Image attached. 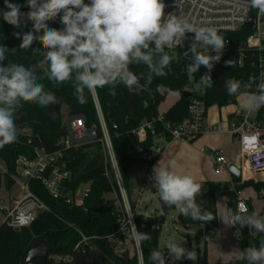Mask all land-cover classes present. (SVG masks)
I'll return each instance as SVG.
<instances>
[{
    "label": "trees",
    "instance_id": "obj_1",
    "mask_svg": "<svg viewBox=\"0 0 264 264\" xmlns=\"http://www.w3.org/2000/svg\"><path fill=\"white\" fill-rule=\"evenodd\" d=\"M9 2L19 4L21 11L30 10L27 6V0H9ZM89 2L90 0H85V3ZM7 10L4 0H0V45L9 50L14 49V51L9 52L3 64L17 63L30 67L38 57H33L30 49H22L19 46L23 34L32 30V22L24 19L20 28L9 25L2 17V13ZM48 24L49 27L58 30L63 28V25L59 23V16L54 21H49ZM13 33H20V38H17ZM250 33V29L242 28L236 33L222 35L224 39L229 37L231 43L226 46L228 53L221 57L225 71L212 70L211 72L213 80L211 88H204L199 84L200 76L207 72V69L201 67L199 72L187 75L186 67L192 61L191 56L186 58L183 53L188 51L192 37L186 41L183 47L166 50L169 54L172 52L178 54V58L171 63L168 75L154 78L153 83L147 88L129 90L123 85H118L115 89V97L109 95L111 86L98 88L93 93L85 90L87 103L81 105L77 102L72 80L60 83L47 77L42 79L40 82L44 85L45 91L54 92L60 103L41 107L35 102H24L23 106L16 112L17 141L0 148V159L6 165V171L0 173V186L4 176L7 189H11L16 184L18 177L16 161L19 156H33L35 149L41 148L47 153L62 152L60 165H64V168L71 172V176L65 184L66 190L75 192L82 185H87L89 191L80 204H67L55 199L40 180L31 179L29 181L31 190L46 203L49 210L40 212L28 228L14 229L7 226L6 222L0 223V264H24L29 249L37 239L47 240L52 246L59 248L57 254L66 255L71 253L75 245L82 240V235L91 238L89 243L92 248L87 246V249L103 255L106 264H140L137 251L134 249L131 252L129 244H125L126 231L132 237L126 214L107 196L108 194H115L119 200H122L116 174L103 142L104 135L100 124L97 101L109 132L128 199L135 211L136 229L139 232L147 233L150 237L149 240L141 244L142 264H152L150 254L152 251H160L159 242L163 225L160 224V216L156 213L146 214L137 211L138 200L133 198L135 190L133 174L136 167L143 168L146 164L153 165L155 163L159 156L149 160L141 156L140 150H150L156 145L157 140L149 134L145 141H140L133 136L132 132L139 128L144 121L152 120L160 114L159 106L171 92L180 94L183 89L189 90L191 79L200 85L203 92L200 94L191 89L192 95L201 97L207 108L214 103L220 107L236 103V96L227 95L225 83L228 79L235 78L248 83L249 77L254 76L259 82V72L255 68L238 64L237 47L246 40ZM32 47L40 48L43 51V45L38 41H35ZM199 50L205 51L202 47ZM205 54L207 53L205 52ZM211 54L214 55V53ZM228 60L233 61V67L225 64V61ZM130 70L137 74L146 73L147 67L143 64H132ZM141 84H143V80H141ZM248 91L254 92L255 86L253 85ZM64 105L68 108V114L85 116L87 127L94 128L97 133V137L93 141L70 149L63 150L61 148L60 141L67 133L62 115ZM188 107L189 103L186 99L180 97L163 113L165 120L173 125L181 123L188 116ZM258 118L264 119V107L258 110ZM156 129L158 134L162 133L159 125L156 126ZM200 136L201 134L190 141H194ZM165 139L172 140L168 133H165ZM206 185L208 190L202 192L200 196L198 195L196 202L201 206L202 211L211 213L216 219L203 224L201 221H193L191 218L183 216L179 210L177 214V221L184 227L199 226L195 231L198 246L202 241L206 244L208 240L215 238L219 232L217 209V194L219 192L226 193L230 199L234 198V203L231 204L234 210H236L235 191H243L245 188L252 187L259 195L262 194L264 200V181L256 182L250 179L241 183L238 180L234 182V189L217 182H206ZM160 202L163 204L161 200ZM247 202L248 213L250 214L254 212L251 199L249 198ZM162 211L163 206L159 209V212ZM258 213L264 216V204ZM121 225L125 226L126 235L121 236L122 244L116 247L114 244H110L108 240ZM261 240H264V233H258L255 230H252L249 235H240L241 251L249 247L250 244L259 247ZM55 255L49 254L46 264H74L57 261L54 258ZM181 261L185 264L192 263L186 257L177 260L178 263ZM204 264H247V261L243 257L216 263H210L205 259Z\"/></svg>",
    "mask_w": 264,
    "mask_h": 264
},
{
    "label": "clouds",
    "instance_id": "obj_2",
    "mask_svg": "<svg viewBox=\"0 0 264 264\" xmlns=\"http://www.w3.org/2000/svg\"><path fill=\"white\" fill-rule=\"evenodd\" d=\"M4 3L8 10L2 17L9 25L20 28L25 17L32 22L33 28L23 34L19 48L30 49L32 56L38 59L30 67L17 63L4 65L14 49L0 45V148L17 141L15 114L24 102H35L41 107L60 103L54 92L45 91L40 82L45 77L60 83L72 80L81 105L87 103L85 90L93 93L98 88L111 86L109 95L115 97L118 85L129 90L147 88L154 78L168 75L172 61L178 58L176 52L169 54L166 49L192 33L188 51L183 53L186 58L191 56L192 61L186 67L187 75L199 72L201 67L207 69L200 76L199 84L211 88L214 62L221 60L226 46L217 29L197 27L173 13L166 15L164 0H90L89 3L85 0H27L30 11L26 14L21 12L19 4L9 0ZM250 5L264 14V0H250ZM58 16L63 28L49 27L48 22ZM13 35L20 38V33ZM35 41L43 45V51L32 47ZM201 47L205 51H200ZM132 64L145 65L147 72H133ZM225 64L233 67L232 60ZM253 85L255 91H248ZM225 88L227 95L236 96L246 111L264 107V73L259 82L254 76L249 77L248 83L228 79ZM176 167V161L169 160L163 164L159 161L153 168L150 179L155 181L153 186L163 204L175 206L183 216L203 224L216 219L202 211L196 202V197L202 194V185L193 176L177 172ZM220 219L225 226H247L264 233V216L258 212L249 214L244 204L239 205L238 211L225 210ZM132 236L138 245L150 239L147 233L137 231L134 224ZM167 249L169 257L176 260L185 257L196 260L193 251L186 250L175 240L167 242ZM238 254L247 264H264V240L259 247L250 244ZM150 260L152 264H165L160 251H152Z\"/></svg>",
    "mask_w": 264,
    "mask_h": 264
},
{
    "label": "built area",
    "instance_id": "obj_3",
    "mask_svg": "<svg viewBox=\"0 0 264 264\" xmlns=\"http://www.w3.org/2000/svg\"><path fill=\"white\" fill-rule=\"evenodd\" d=\"M164 3L166 5V15L169 13L176 14L197 27H213L217 29L218 34L221 36L223 34L236 33L242 28L250 29L251 33L246 40L237 47L239 53L238 64L255 68L259 72V78L264 73V14H260L257 9L252 8L250 0H164ZM251 16H253V26L249 28L247 27V22ZM187 35V39L175 43L172 48L166 50L183 47L186 41L194 36L192 33ZM225 41L226 46L230 45L231 39L229 37L225 38ZM226 46L223 55L228 53ZM207 51H210V49ZM229 58H231V55H229ZM188 91L191 92V89ZM200 94H203V92L201 91ZM97 109L104 135L103 142L116 174L126 210L127 223L130 226L132 235L133 224L135 225V211L128 199L98 101ZM206 115L207 107L205 101L199 96L191 95L188 116L181 123L173 125L167 122L163 113H160L152 120L144 121L139 128L132 132L133 136L140 141H145L148 135L151 134L156 138L157 143L148 151L140 150L141 156L149 160L159 156L163 152L159 141L165 139V133L170 134L172 140L182 139L190 141L196 138L206 130L204 123ZM64 124L67 133L60 141L63 150L91 142L97 137L96 130L87 127L86 118L82 114L67 115ZM157 125L161 128L162 133L160 134L157 132ZM228 125L230 133L237 137L240 145V167L242 171L240 182L244 183L253 178L252 173L257 174L264 171V119L258 118V110H236L231 114ZM215 129L216 127L212 128V130ZM61 156L62 152L47 153L41 148L35 149L33 156H19L16 161L18 173L16 182L20 179L21 190L24 194L13 201L12 204H7L3 200L0 202V210L4 212V222H6L7 226L14 229L28 228L33 224L40 212L49 210L46 203L31 190L29 184L31 179L40 180L55 199L64 201L67 204H80L82 202L89 191L88 186L83 190L80 200L76 197V192L79 188L75 192L66 190L65 184L69 180L71 172L66 170L64 165H60ZM212 156L216 174H220L224 169L228 168L229 162L225 155L218 151H213ZM143 168L146 171V177L143 181L144 188L149 184L155 183V181L150 179L153 175L152 165L146 164ZM246 172H249V177L245 176ZM235 193L236 210L233 208L231 210L238 211L239 205L244 204L249 211L247 202L249 198L244 197L242 191H235ZM125 230V226L121 225L109 240L120 241L121 236L125 234ZM234 230L237 234H240L237 226H235ZM90 239L82 235V240L75 245L71 253L66 255L56 254L54 258L57 261L74 263L75 254L78 251L87 249V246L92 248L89 243ZM134 242L139 262L142 264L141 245H138L135 240Z\"/></svg>",
    "mask_w": 264,
    "mask_h": 264
},
{
    "label": "crops",
    "instance_id": "obj_4",
    "mask_svg": "<svg viewBox=\"0 0 264 264\" xmlns=\"http://www.w3.org/2000/svg\"><path fill=\"white\" fill-rule=\"evenodd\" d=\"M29 11H21V12L26 14ZM180 97H181L180 94L177 93V95L170 101L167 107L162 112L161 111L159 112L164 113ZM236 110L239 109H235V111ZM235 111H233L232 113H227L225 118L222 116V114L217 115L216 112H213V114H211L212 115L211 117L208 116L207 124L205 123L206 130L201 134L199 138L195 139L194 141L182 140V139H175V140L173 139L169 141L164 139L162 141H159V145L163 148V152L159 155L155 163L152 165V170L155 166L158 165L159 161L163 164V163H167L169 160H175L177 163V167L175 170L177 172L189 174L193 176L196 179V181L202 185V188L206 187L207 190H208V186L206 185V182H217L225 185L229 180L231 181L230 175L228 173V168L224 169L226 171L223 170L220 174L215 173V166L213 163L212 153L213 151H218L223 155H225L229 162V165L230 164H236L238 166L241 165L240 145L237 137L230 133V128L228 125L231 114H233ZM67 115H69L68 110H67ZM213 127H216V129L212 130ZM252 174H253L252 175L253 178L259 181L264 180V176L257 175L256 173H252ZM145 175H146V171L144 168L141 170H135L133 174V183L135 184L133 198L138 200L137 207L139 206V196L140 194H142V191L140 192V184H142L141 182L145 177ZM232 183L234 185V182ZM206 191H202V192H206ZM5 194L7 195L6 197L7 199H4V202H6L7 204H12L13 201L19 198L18 195L13 194L11 191H8V193ZM242 194L244 197L251 199L254 212H259L262 209L264 200L261 205L257 203V210H255L253 204V199L255 198V196L251 194L248 195L245 194L244 190L242 191ZM225 196H227L228 204L231 206L230 204L231 199L226 193L219 192L217 194V209L219 208L218 221L220 220V222H221L220 216L223 214L226 208L225 200H224ZM228 209H232V207H229ZM146 214H150V213H146ZM200 246L201 244L199 245V248ZM217 246L219 248V253L214 252L215 257L212 254H208V252L205 256V259L208 260V262L210 263L223 262V260L228 258V255L225 254V247H224L225 245L218 244ZM159 249H160V242H159ZM236 252L237 250L236 248H234L233 251V253L235 254L234 256H237L238 259H241L242 257L238 254L239 251L237 252V255Z\"/></svg>",
    "mask_w": 264,
    "mask_h": 264
},
{
    "label": "rangeland",
    "instance_id": "obj_5",
    "mask_svg": "<svg viewBox=\"0 0 264 264\" xmlns=\"http://www.w3.org/2000/svg\"><path fill=\"white\" fill-rule=\"evenodd\" d=\"M189 88L196 90L198 93H200L201 91L200 85L194 83L192 79H191V84H189ZM176 95L177 92H171L167 97V99L164 102H162V104L159 106V111L162 112ZM235 109L244 110L241 107V101L238 98L236 99V103L227 104L221 107L218 104L214 103L207 108V115L205 117L204 123L207 124V118L208 116L211 117L212 116L211 114H213V112H216L217 115L222 114V116L225 118L227 113H232L233 111H235ZM67 110H68L67 106L64 105L62 108L63 122H65L66 120ZM141 169L143 168L136 167L135 170H141ZM5 171H6V165L4 161L0 159V173H4ZM257 175L264 176V172H261ZM251 180H254L256 182L259 181L255 178H252ZM143 181L144 178L141 182L142 184H140V192L142 191V194H140L139 196V206L137 207V211L140 213H150V214L156 213L157 215L160 216L161 212H159V209L163 206V204L160 202L159 194L158 192H156V189L153 186L154 183L149 184L148 186L143 188ZM225 185L229 188H233L234 186L230 180ZM86 188L87 185H82L78 189V191L76 192V197L78 198V200L81 199L82 192ZM206 190H207L206 187L202 188V191H206ZM8 191H11L13 194L21 197L24 194V192L21 190L20 179H18L16 184L11 188V190H9L5 186V180L3 176V182L2 185L0 186V202L2 199L3 201L4 199H7L6 198L7 195L5 193H8ZM244 192L247 195L251 194L255 196V198L253 199V204H254V209L257 210V203L261 205L263 202L262 194L259 195L257 192H255V190L252 187L245 188ZM107 196L115 202L116 206H119L120 210H122L124 214H126L123 200H119V198L115 194H108ZM225 205H226L225 210L231 207L228 204V198L227 200H225ZM177 214H178V209L175 206H168V210L166 212V220H165V224L163 225L162 236L160 239V252L165 260V264H185L183 261L178 263L174 257H169L168 249H167V242L169 240H175V242H177L181 246H184L186 250L193 251L195 253L196 260L192 261L191 264H204V260L207 252L208 254H212V255L215 254L214 252L219 253V248L217 246L218 244L225 245L224 246L225 254L228 255V258L223 261L238 259V257L234 256L235 254L233 253L234 248H236L237 252L240 251V245H239L240 234H237L234 231L235 227L225 226L223 222L222 221L220 222L219 220V233L217 234V236L213 239L208 240L206 244L204 241H202L201 246L199 248L195 239V231L197 230V228H199V226H191L188 228L184 227L177 221ZM3 221H4V212L0 210V223H2ZM126 234H125L126 235L125 244H129L128 245L129 249L131 252H133L134 249L136 250L134 239L129 236V233L127 231ZM108 242L110 244H114L116 247H119V245L122 244L121 241L118 240L116 242H114V240H108Z\"/></svg>",
    "mask_w": 264,
    "mask_h": 264
},
{
    "label": "water",
    "instance_id": "obj_6",
    "mask_svg": "<svg viewBox=\"0 0 264 264\" xmlns=\"http://www.w3.org/2000/svg\"><path fill=\"white\" fill-rule=\"evenodd\" d=\"M253 26V16L247 22V27L252 28ZM23 34V33H21ZM213 70L225 71L223 61L214 62ZM191 92L186 89L181 90L180 96L184 97L187 103L190 102ZM228 173L230 175L231 181L235 182L241 179L242 171L241 167L236 164H230L228 166ZM234 203V198L230 200V204ZM168 206L163 204V211L160 214V224L164 225L166 220V212ZM237 227L240 230L241 236H246L252 233V230L247 226L241 228L239 225ZM59 248L52 246L47 240L37 239L33 242L31 248L29 249L25 259L24 264H46L48 261L49 254H57ZM74 264H106L103 255L99 253L91 252L87 249H82L75 254Z\"/></svg>",
    "mask_w": 264,
    "mask_h": 264
},
{
    "label": "bare ground",
    "instance_id": "obj_7",
    "mask_svg": "<svg viewBox=\"0 0 264 264\" xmlns=\"http://www.w3.org/2000/svg\"><path fill=\"white\" fill-rule=\"evenodd\" d=\"M262 172H263V171H262ZM259 173H261V172H259ZM259 173H257V174H259ZM245 176L249 177V176H250L249 172H246V173H245Z\"/></svg>",
    "mask_w": 264,
    "mask_h": 264
}]
</instances>
